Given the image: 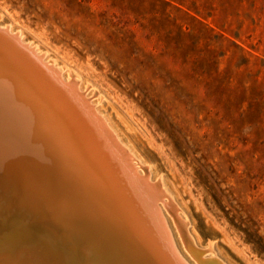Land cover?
Instances as JSON below:
<instances>
[{
    "label": "rangeland",
    "instance_id": "obj_1",
    "mask_svg": "<svg viewBox=\"0 0 264 264\" xmlns=\"http://www.w3.org/2000/svg\"><path fill=\"white\" fill-rule=\"evenodd\" d=\"M0 13L81 76L195 246H213L202 258L264 264V0H0Z\"/></svg>",
    "mask_w": 264,
    "mask_h": 264
},
{
    "label": "bare ground",
    "instance_id": "obj_2",
    "mask_svg": "<svg viewBox=\"0 0 264 264\" xmlns=\"http://www.w3.org/2000/svg\"><path fill=\"white\" fill-rule=\"evenodd\" d=\"M0 29L9 32L0 35V207L36 225L33 233L42 234L48 250L2 233L0 244L9 251L0 253V264H144V240L130 231L128 218L167 264H189L176 244L197 262L225 264L202 258L215 252L213 242L203 251L195 246L161 180H150V165L80 89L81 76L12 24ZM163 209L175 217L176 234Z\"/></svg>",
    "mask_w": 264,
    "mask_h": 264
},
{
    "label": "water",
    "instance_id": "obj_3",
    "mask_svg": "<svg viewBox=\"0 0 264 264\" xmlns=\"http://www.w3.org/2000/svg\"><path fill=\"white\" fill-rule=\"evenodd\" d=\"M0 35L6 36V35H9V32L8 30L0 29ZM15 41L24 47V45L20 43L17 37H15ZM105 197H106V201L112 207H114V209H116L117 202L115 201V199L109 195ZM8 209L9 208L0 207V234L4 233V234L10 235L11 241H15V242L16 240H22V239L34 240L33 244L35 245V247H38L37 251H40L41 253H44V254L48 252L47 248L44 246L45 244H43V242L41 241L42 238L40 236L42 234L33 233L37 231L39 232V230L37 229L38 227L36 225L34 226L31 223H26L27 218H25V216H23L21 212L12 211ZM128 222L130 223L129 225L130 231L139 232L142 235L141 236L139 234L140 235L139 237L144 240V247L146 248V251L148 252V253L144 252V261H143L144 264H167L165 259L159 254V252L155 249L153 244L145 238L144 234L140 231L138 226L130 218H128ZM35 229H37V231ZM37 236H39V238ZM49 249L52 254L53 252L50 247ZM36 254L38 255L37 252Z\"/></svg>",
    "mask_w": 264,
    "mask_h": 264
}]
</instances>
